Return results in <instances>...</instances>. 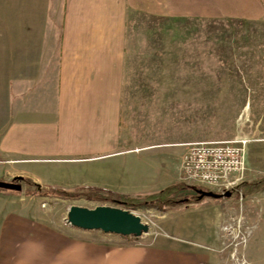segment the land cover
Here are the masks:
<instances>
[{
	"label": "rangeland",
	"instance_id": "1",
	"mask_svg": "<svg viewBox=\"0 0 264 264\" xmlns=\"http://www.w3.org/2000/svg\"><path fill=\"white\" fill-rule=\"evenodd\" d=\"M122 125L131 144H165L146 151L145 162L163 183L180 184L173 201L125 207L97 189L13 178L21 190L0 189L9 196L10 231L9 245L0 247L8 263L0 264H142L163 246L190 258L215 255L210 264H264V184L240 188L264 177V21L131 15ZM236 138L249 139L244 180L229 197H199L198 189H209L182 177L190 145ZM142 167L138 177L143 171L147 178L150 169ZM72 205L127 208L149 230L125 236L79 228L67 220Z\"/></svg>",
	"mask_w": 264,
	"mask_h": 264
},
{
	"label": "crops",
	"instance_id": "2",
	"mask_svg": "<svg viewBox=\"0 0 264 264\" xmlns=\"http://www.w3.org/2000/svg\"><path fill=\"white\" fill-rule=\"evenodd\" d=\"M133 14L264 21V0H0V180L126 197L169 185L145 162L146 151L165 144H131L122 125ZM8 197L0 191V247L9 245ZM151 251L142 264L216 261L204 251Z\"/></svg>",
	"mask_w": 264,
	"mask_h": 264
},
{
	"label": "built area",
	"instance_id": "3",
	"mask_svg": "<svg viewBox=\"0 0 264 264\" xmlns=\"http://www.w3.org/2000/svg\"><path fill=\"white\" fill-rule=\"evenodd\" d=\"M249 139L194 142L184 156L186 182L225 192L241 183L247 171Z\"/></svg>",
	"mask_w": 264,
	"mask_h": 264
},
{
	"label": "water",
	"instance_id": "4",
	"mask_svg": "<svg viewBox=\"0 0 264 264\" xmlns=\"http://www.w3.org/2000/svg\"><path fill=\"white\" fill-rule=\"evenodd\" d=\"M0 189L21 190L22 184L0 180ZM199 197L220 198L231 196L232 190L218 193L213 190L198 189ZM68 222L83 229H96L125 236H140L149 230V225L142 218L127 208L110 205H98L94 208L72 205L68 210Z\"/></svg>",
	"mask_w": 264,
	"mask_h": 264
},
{
	"label": "trees",
	"instance_id": "5",
	"mask_svg": "<svg viewBox=\"0 0 264 264\" xmlns=\"http://www.w3.org/2000/svg\"><path fill=\"white\" fill-rule=\"evenodd\" d=\"M23 177H16L14 178V181H20L22 180ZM36 185V183H34ZM261 184H264V177H260L256 180L247 182L244 181L241 183L240 188H244L246 191H251L255 188H257L258 186H260ZM180 184L178 183H174V184H169L166 187H164L162 190L151 193V194H147L145 196H137V197H133L132 200L128 199L126 196L118 194V193H114V192H106L109 195H113L115 197H113V200L115 202H118L119 204H123L125 207H130L131 205H134L135 203H140L141 201L144 202H149V201H157L163 204H167L173 200H171V195L174 191L178 190L181 188V186H179ZM193 188H196L197 186H192ZM207 189V187H204ZM234 190H232V194H233ZM204 197V196H203ZM201 199V198H200Z\"/></svg>",
	"mask_w": 264,
	"mask_h": 264
}]
</instances>
